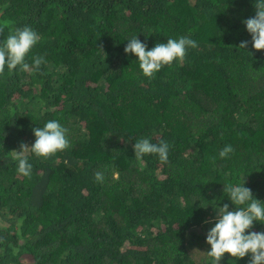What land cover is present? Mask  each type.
Here are the masks:
<instances>
[{"label": "trees", "instance_id": "trees-1", "mask_svg": "<svg viewBox=\"0 0 264 264\" xmlns=\"http://www.w3.org/2000/svg\"><path fill=\"white\" fill-rule=\"evenodd\" d=\"M254 3L0 0V43L30 26L40 40L26 62L46 61L0 75V264H211L216 209L235 207L223 185L244 179L264 203V50L243 23ZM135 35L146 50L181 36L198 46L149 79L124 52ZM49 120L70 146L46 160L29 152L25 177L13 150ZM141 138L167 142L168 162L137 160Z\"/></svg>", "mask_w": 264, "mask_h": 264}, {"label": "clouds", "instance_id": "clouds-1", "mask_svg": "<svg viewBox=\"0 0 264 264\" xmlns=\"http://www.w3.org/2000/svg\"><path fill=\"white\" fill-rule=\"evenodd\" d=\"M255 15L243 23L251 35L252 48L264 50V0H255ZM7 25H0V33ZM40 40L38 33L30 26L16 28L0 43V75L5 67L12 73L19 67L21 71L38 72L40 66L46 63L44 57L35 56L31 65L26 57ZM248 41H241L238 47L245 49ZM197 42L186 36L179 39L168 38L166 43H156L151 49L133 36L124 48L125 53H132L137 58L139 69L145 77L153 78L155 73L164 66H170L174 61H183L188 49L196 48ZM68 129L57 120H49L43 127L33 128L35 141L31 145L21 144L19 150H13L12 159L18 162L17 171L25 177L31 176L32 165L28 162V153L45 160L57 152L66 150L70 146L67 136ZM169 144L160 141L151 143L147 138H141L133 145L134 156L141 160L145 155H158L162 163L168 162ZM234 149L225 146L219 152L220 158H226ZM212 159H215L214 157ZM97 182L104 180L103 172L94 173ZM223 192L235 207L229 210L225 203L216 209L215 223L206 235V243L210 245L207 256L211 264H219L224 254L240 259L250 255L248 264H264V232L250 231L254 222L264 224V203L255 199L251 190L242 184L223 185Z\"/></svg>", "mask_w": 264, "mask_h": 264}]
</instances>
